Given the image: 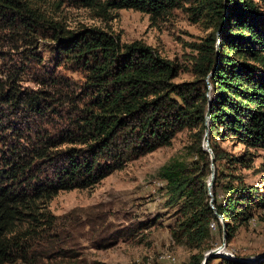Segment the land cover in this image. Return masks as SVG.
Segmentation results:
<instances>
[{
    "label": "trees",
    "instance_id": "trees-1",
    "mask_svg": "<svg viewBox=\"0 0 264 264\" xmlns=\"http://www.w3.org/2000/svg\"><path fill=\"white\" fill-rule=\"evenodd\" d=\"M63 5L86 9L104 25L74 30L55 15ZM119 9L145 13L155 25L175 9L208 22L212 32L192 45L193 79L176 82L180 63L142 40L122 42L109 27ZM39 38L54 44L49 66ZM66 72H79L80 82ZM207 110L213 161L202 148ZM184 128L196 130L195 159H172L158 176L180 205L171 236L197 250L188 264H200L212 223L230 241L264 209V162L257 185H247L242 172L264 152V0H0V264L77 257L72 227L93 232L104 225L56 216L50 200L62 190L94 187ZM225 141L241 152L230 154ZM93 242L107 248L115 239Z\"/></svg>",
    "mask_w": 264,
    "mask_h": 264
},
{
    "label": "rangeland",
    "instance_id": "rangeland-1",
    "mask_svg": "<svg viewBox=\"0 0 264 264\" xmlns=\"http://www.w3.org/2000/svg\"><path fill=\"white\" fill-rule=\"evenodd\" d=\"M115 13L109 27L120 34L122 42L142 40L156 48L162 56L180 63L182 68L175 78L176 82L193 79L190 68L196 52L192 45L212 32L208 22L192 20L194 16L184 9L173 10L167 19L156 25L150 22L147 14L140 11L119 9ZM55 15L74 30L83 25H104L90 18L88 11L83 8L63 5ZM37 46V50L43 53V64L51 65L54 44L39 38ZM66 74L80 82L82 75L79 72ZM207 89L209 98L210 85ZM195 131L187 128L178 131L170 144L130 160L122 169L112 172L92 188L59 191L48 206L54 215L72 214L71 218L77 222L90 217L103 223L104 229L92 232L82 224L72 227L74 241L71 249L77 257L58 262L44 259L38 264H188L191 255L197 250L176 242L171 236L170 230L180 216V205L170 202L164 188L165 181L159 178L158 171L172 159L185 163L195 159L194 154L190 153ZM221 145L233 155L242 150L241 145L232 144L231 141ZM262 162L264 152L259 150L252 166L242 171L247 185L258 184V167ZM224 196V191L219 189L218 201L221 202ZM218 220L221 223L219 217ZM149 223L150 226H147ZM210 230L208 243L211 247L203 251V258L207 252H213L209 257L212 258V264H227L220 258L243 264L264 261V209L257 210L247 224L238 227L230 241L226 239L224 227L220 230L212 223ZM108 235L110 239H115L114 244L107 248L93 246L95 239ZM221 250L230 256L217 254ZM6 264L25 263L15 261Z\"/></svg>",
    "mask_w": 264,
    "mask_h": 264
},
{
    "label": "water",
    "instance_id": "water-1",
    "mask_svg": "<svg viewBox=\"0 0 264 264\" xmlns=\"http://www.w3.org/2000/svg\"><path fill=\"white\" fill-rule=\"evenodd\" d=\"M208 119H209V110H207L206 114H205V125H206V128H205V133L203 135L202 148H203V150L208 152V154L210 156V160L213 161L214 156H213V152H212V150H211V148L209 146V139H208V132H209L208 131ZM210 170H211V173H210V177H209L208 184H207V191H208V195L210 196L211 207L214 209V206L212 204V202H213V194L211 192V187H212V184H213L214 174H215L213 163H211ZM217 216L221 219V223L223 224L222 217L220 215H218V214H217ZM213 254H214L213 252H207L204 255L202 263H200V264H205L206 259L211 257ZM217 254H220V256H224V257L225 256L226 257L230 256V254L228 255V254H225V253H222V252H217Z\"/></svg>",
    "mask_w": 264,
    "mask_h": 264
},
{
    "label": "bare ground",
    "instance_id": "bare-ground-1",
    "mask_svg": "<svg viewBox=\"0 0 264 264\" xmlns=\"http://www.w3.org/2000/svg\"><path fill=\"white\" fill-rule=\"evenodd\" d=\"M220 252L225 253V254H228L227 252H224V251H222V250H221ZM228 255H229V254H228Z\"/></svg>",
    "mask_w": 264,
    "mask_h": 264
}]
</instances>
